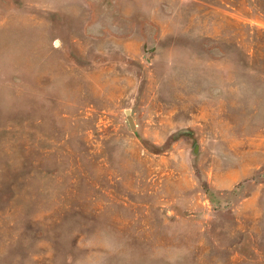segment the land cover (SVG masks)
<instances>
[{
    "label": "rangeland",
    "instance_id": "1",
    "mask_svg": "<svg viewBox=\"0 0 264 264\" xmlns=\"http://www.w3.org/2000/svg\"><path fill=\"white\" fill-rule=\"evenodd\" d=\"M0 264H264V0H0Z\"/></svg>",
    "mask_w": 264,
    "mask_h": 264
},
{
    "label": "water",
    "instance_id": "2",
    "mask_svg": "<svg viewBox=\"0 0 264 264\" xmlns=\"http://www.w3.org/2000/svg\"><path fill=\"white\" fill-rule=\"evenodd\" d=\"M127 112H130V111L127 110ZM128 121H129L130 126H133L134 125L132 116H130V115L128 116Z\"/></svg>",
    "mask_w": 264,
    "mask_h": 264
}]
</instances>
